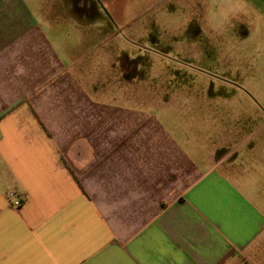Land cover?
Wrapping results in <instances>:
<instances>
[{
	"label": "crops",
	"instance_id": "crops-1",
	"mask_svg": "<svg viewBox=\"0 0 264 264\" xmlns=\"http://www.w3.org/2000/svg\"><path fill=\"white\" fill-rule=\"evenodd\" d=\"M150 41L264 91V0H0V264H264L263 93L153 99Z\"/></svg>",
	"mask_w": 264,
	"mask_h": 264
},
{
	"label": "rangeland",
	"instance_id": "rangeland-1",
	"mask_svg": "<svg viewBox=\"0 0 264 264\" xmlns=\"http://www.w3.org/2000/svg\"><path fill=\"white\" fill-rule=\"evenodd\" d=\"M166 9L164 7H157L151 12L150 19H160L162 13ZM163 10V11H162ZM191 20V19H189ZM160 41L148 42L143 45L145 48L136 49L131 51L133 63L139 73L134 76L132 85L138 87H145L144 90H151L153 99H174L181 98L187 102H200L203 104L211 102H229L233 104V111L237 109V105L241 103L244 111H247L250 116L257 115L258 106L252 103L247 107L249 102L256 99H262V93L259 89L250 93V96L245 92L234 89L232 85L225 82L231 81L230 76L224 75L223 77L219 71L211 73L200 67V63L194 61L192 58L193 46H187L183 43H171ZM160 51L164 57L157 54H149L150 51ZM163 52V53H162ZM191 53V56L189 54ZM190 57V58H189ZM226 64L224 60L215 61L211 65L213 69L218 67L224 70ZM205 68H209L208 66ZM198 70H203L207 74H215L214 76L207 77L200 74ZM216 71V69H215ZM243 77V76H242ZM248 78V74L246 76ZM232 82V81H231ZM230 83V82H229ZM261 119H251L248 125V131H253L259 126ZM264 132V124L256 130L255 135L249 142L257 141V137Z\"/></svg>",
	"mask_w": 264,
	"mask_h": 264
},
{
	"label": "built area",
	"instance_id": "built-area-1",
	"mask_svg": "<svg viewBox=\"0 0 264 264\" xmlns=\"http://www.w3.org/2000/svg\"><path fill=\"white\" fill-rule=\"evenodd\" d=\"M7 197L10 199V204L13 207H19L22 203V200L13 191H9Z\"/></svg>",
	"mask_w": 264,
	"mask_h": 264
}]
</instances>
